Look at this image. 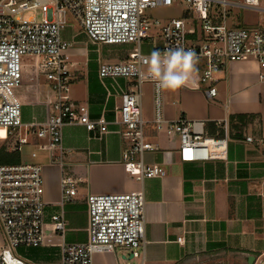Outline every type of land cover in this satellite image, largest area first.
I'll return each mask as SVG.
<instances>
[{
  "label": "built area",
  "instance_id": "obj_1",
  "mask_svg": "<svg viewBox=\"0 0 264 264\" xmlns=\"http://www.w3.org/2000/svg\"><path fill=\"white\" fill-rule=\"evenodd\" d=\"M191 12L190 18L173 19L167 24L152 20L145 12L170 8L177 0H0V129L7 134L9 151L20 152L30 146L31 138L39 141L32 153H57L55 161L64 162L61 146L62 130L68 125L84 126L97 139L109 134L104 117L91 120L87 106L71 97L70 44L62 40V29L72 19L94 46L136 44L129 58L118 64H101L100 80L128 79L130 90L123 93V102L115 109L112 124L124 146L121 163L138 182L161 178L160 166L147 165L144 157L157 151L146 142V124L142 115V86L153 85L156 131L164 128L168 137L180 141L182 163L226 161L229 123L218 122L222 135L211 137L205 123L179 119L166 121L162 114L163 92L147 76V57L140 52L142 41L157 32L162 47L155 51L183 47L198 57L199 80L191 87L204 90L208 99L218 95L217 74L234 62L253 59L259 67V80L264 82V3L263 0H182ZM233 11L251 10L259 14L255 25L227 23ZM232 14L231 22L233 21ZM23 58L36 62L27 66L28 73L42 75L49 82L45 122L25 124L22 105L16 91L21 87ZM21 133L23 135L21 136ZM18 137V139H17ZM17 139V140H16ZM247 142H253L247 138ZM80 180L64 177L61 181L60 212L51 216L50 225L56 235L63 236L66 222L63 206L76 196ZM42 167L33 162L0 165V264H30L18 254L19 248L45 246L46 207ZM88 207V241L85 244H62V258L56 264H93L98 252H129L144 264L145 200L143 192L120 195H90ZM264 244V195L261 209ZM182 238H178V243ZM264 255V248H263Z\"/></svg>",
  "mask_w": 264,
  "mask_h": 264
},
{
  "label": "crops",
  "instance_id": "obj_2",
  "mask_svg": "<svg viewBox=\"0 0 264 264\" xmlns=\"http://www.w3.org/2000/svg\"><path fill=\"white\" fill-rule=\"evenodd\" d=\"M186 8L183 18H190ZM67 20L62 40L70 44L71 97L87 106L91 120L104 117L109 134L97 139L84 126L68 125L62 130L63 165L55 161L57 153L37 156L42 167L46 207L45 246L19 248L17 254L30 264H56L62 258V244L78 245L88 241V207L90 195H120L143 192L145 200L144 264H261L264 244L261 237L262 196L264 195V82L259 80L255 60L234 62L217 74L218 95L208 99L204 90L182 87L163 92L162 114L166 121L179 119L202 121L208 136L222 135L218 122L229 123L226 161L182 163L180 141L168 137L164 128L156 131L153 85L147 86L149 96L143 98L142 115L146 124V142L157 151L144 157L145 163L160 166L161 178L138 182L121 163L124 143L112 124L115 109L123 102V93L130 90L131 80L99 78L101 64L126 61L136 44L92 45L83 30ZM73 21V20H72ZM75 22V21H73ZM157 37L159 40H156ZM157 41V42H156ZM162 47L158 33L140 43L143 55ZM23 62L21 87L16 94L22 105L25 124L45 122L49 82L44 76L28 73ZM199 70L195 76L199 80ZM26 118V119H25ZM252 138L253 142H247ZM30 146L39 141L31 138ZM7 134L0 129V151L7 148ZM20 162L22 160V151ZM43 153V152H42ZM38 153V154H42ZM46 153V152H44ZM32 160V159H31ZM33 163L37 164L32 160ZM64 177L80 180L76 196L63 206L66 232L56 235L50 225L52 215L60 212L61 181ZM178 238L182 242L178 243ZM2 237L0 234V245ZM129 259H132L130 262ZM93 264H141L129 252H98Z\"/></svg>",
  "mask_w": 264,
  "mask_h": 264
},
{
  "label": "clouds",
  "instance_id": "obj_3",
  "mask_svg": "<svg viewBox=\"0 0 264 264\" xmlns=\"http://www.w3.org/2000/svg\"><path fill=\"white\" fill-rule=\"evenodd\" d=\"M147 76L154 81L158 90L175 92L195 83L198 57L183 47L154 51L147 57Z\"/></svg>",
  "mask_w": 264,
  "mask_h": 264
},
{
  "label": "rangeland",
  "instance_id": "obj_4",
  "mask_svg": "<svg viewBox=\"0 0 264 264\" xmlns=\"http://www.w3.org/2000/svg\"><path fill=\"white\" fill-rule=\"evenodd\" d=\"M264 3V0H263ZM187 8V6L183 3L182 0H177V2L170 8H156L153 10H148L145 12V16H147L149 19L152 20H159L162 24H167L169 23L171 20L173 19H183V11ZM231 12V16L229 18V21L227 23L228 26L233 25L234 23H238L240 25H255L259 22L260 20V16L257 12L255 11H251V10H243V11H233L232 9L229 10ZM234 13L233 16V21L231 22V18H232V14ZM71 24H73L74 26H76L75 28H77V24L75 22L72 21V19L70 20ZM155 33L157 32H152L151 36L155 35ZM156 40H159V38L157 37ZM157 42V41H156ZM25 61H29V58H23V62ZM143 87V86H142ZM143 98L147 99L149 96V92L147 90V86L143 87ZM26 119V118H25ZM23 135V133H21V136ZM18 139V137H17ZM16 139V140H17ZM37 149L35 148V146H24L22 149V160L23 161H28V162H33L31 160V155L33 152H35ZM42 153V152H40ZM39 155L42 156H47V153H42V154H38L37 156L39 157ZM35 162L37 160H34ZM37 164L39 163V160L37 161Z\"/></svg>",
  "mask_w": 264,
  "mask_h": 264
},
{
  "label": "trees",
  "instance_id": "obj_5",
  "mask_svg": "<svg viewBox=\"0 0 264 264\" xmlns=\"http://www.w3.org/2000/svg\"><path fill=\"white\" fill-rule=\"evenodd\" d=\"M20 163L19 153L9 154L5 150L0 151V165H15Z\"/></svg>",
  "mask_w": 264,
  "mask_h": 264
},
{
  "label": "water",
  "instance_id": "obj_6",
  "mask_svg": "<svg viewBox=\"0 0 264 264\" xmlns=\"http://www.w3.org/2000/svg\"><path fill=\"white\" fill-rule=\"evenodd\" d=\"M132 259H129L128 261L130 262ZM261 264H264V262H262Z\"/></svg>",
  "mask_w": 264,
  "mask_h": 264
}]
</instances>
